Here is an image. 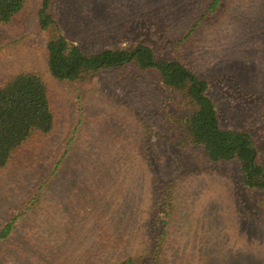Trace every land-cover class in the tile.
I'll return each mask as SVG.
<instances>
[{"label": "rangeland", "instance_id": "374dc122", "mask_svg": "<svg viewBox=\"0 0 264 264\" xmlns=\"http://www.w3.org/2000/svg\"><path fill=\"white\" fill-rule=\"evenodd\" d=\"M212 1L51 0L50 11L57 31L86 53L151 43L158 56L170 58L182 48V58L209 80L223 126L250 132L264 165V10L260 0H220L208 12ZM42 2L27 0L16 20L0 25V85L21 72L38 73L56 116L51 136L32 137L0 170V227L31 198L68 143L71 168H62L49 185L43 210L11 241L8 253L16 255L7 264H35L39 249L34 247L54 245L62 235L80 194L76 183L95 176L94 170L78 174L82 155L105 156L107 172L95 179L113 189L122 213L112 215L126 224L131 247L155 187L168 185L177 173L169 264H264V190L246 187L238 163H209L201 148L177 146L184 133L172 119L189 111L179 93L160 85L156 73L127 66L82 81L53 79L47 66L50 31L38 24ZM197 24L192 39L175 48ZM156 177L161 182L154 185ZM22 238L33 252L24 260L16 248Z\"/></svg>", "mask_w": 264, "mask_h": 264}, {"label": "trees", "instance_id": "16d2710c", "mask_svg": "<svg viewBox=\"0 0 264 264\" xmlns=\"http://www.w3.org/2000/svg\"><path fill=\"white\" fill-rule=\"evenodd\" d=\"M26 3L27 0H0V25L8 26L16 20L24 11ZM219 4L220 0H213L208 12L216 10ZM51 7V0H43L38 12V24L41 30L50 31L46 45L47 66L53 79L60 82L82 81L89 76L127 66L156 73L160 85L179 93L189 111L185 116L172 119L184 133L177 146L201 148L209 163H238L246 187L264 190V165L259 161L260 151L256 139L248 131L223 126L217 107L209 96V80L182 58L181 46L192 39L199 24L176 41L175 48H181L178 49L177 57L158 56L151 43H139L127 49L108 48L86 53L78 45L69 43L57 31V18L50 11ZM260 7L264 10V0H260ZM55 125L56 116L49 88L41 75L36 72H21L2 83L0 170L8 166L13 155L32 137L51 136ZM67 148L52 164L51 172L34 189L31 198L0 227V264L12 262L11 254L16 253H8L11 241H14L23 226L43 210L49 185L54 182L53 179H57L62 168H71L67 166L71 156ZM104 157L82 155L76 164L78 174L94 170L95 176L102 177L108 166ZM140 160L144 163L145 156ZM174 175L173 181L177 184L180 174ZM95 176L94 179H82L76 183L80 190L77 204L70 206L74 211L72 215L67 213V225L62 227L65 230L62 229V235L54 245L45 244L42 248L34 247L39 249L34 253L27 252L25 246L28 242L22 238L16 247L20 249V253H17L19 259L24 260L33 253L35 264H77L80 259H86L88 264H169L170 208L178 197V189L173 181L165 185L157 177L153 180L154 185L161 182L160 187H155L154 202L147 207L148 216L142 219L145 221L140 223L141 232L131 247L127 241L126 224H121L113 216L116 212L122 213V209L115 208L113 189L106 186L103 180L98 183Z\"/></svg>", "mask_w": 264, "mask_h": 264}]
</instances>
